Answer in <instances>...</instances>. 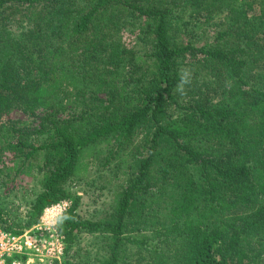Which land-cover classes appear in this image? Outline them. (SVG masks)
Here are the masks:
<instances>
[{
    "label": "trees",
    "instance_id": "trees-1",
    "mask_svg": "<svg viewBox=\"0 0 264 264\" xmlns=\"http://www.w3.org/2000/svg\"><path fill=\"white\" fill-rule=\"evenodd\" d=\"M213 15L211 41H184L185 17ZM138 21L142 55L122 38ZM12 110L44 112L32 129L0 121V179L40 175L24 228L67 199L65 245L101 235L100 264L129 243L149 264H264V0H0V118ZM95 166L127 184L83 220L65 187ZM6 222L0 207L21 232Z\"/></svg>",
    "mask_w": 264,
    "mask_h": 264
},
{
    "label": "rangeland",
    "instance_id": "rangeland-1",
    "mask_svg": "<svg viewBox=\"0 0 264 264\" xmlns=\"http://www.w3.org/2000/svg\"><path fill=\"white\" fill-rule=\"evenodd\" d=\"M19 15L15 12V18L10 23V29L17 35H21L26 26ZM185 21L187 33L184 36V41L191 42L196 46L208 43L214 37L215 32L222 29V25L218 26L221 23L220 15H213L212 21L208 23H205L203 16L190 18L187 16ZM145 26L139 21L134 24L127 23L122 33L126 46L139 55L148 52L149 48ZM188 72L187 69L185 75H190ZM43 115L44 112L41 110L35 111L33 115L12 110L9 114L2 116L0 121L7 125L13 122H26L27 127L32 129L39 124L40 117ZM4 162L7 163L5 159ZM126 180L127 176H121L119 180L108 183L107 172L101 171L96 166L91 167L85 177L65 187L79 196L74 213L83 220L95 221L100 219L109 211L114 194L125 188ZM39 182L40 175L36 169L30 176L18 175L15 177L11 173L9 176L0 179V207L4 213V218L7 220L4 227L9 226L13 231L27 229L24 228V223L27 221V204L33 201L41 191ZM72 236L73 238L65 245L67 249L65 258L55 264H100L106 258V240L101 235H90L84 231L74 230ZM145 236L149 237V234L145 233ZM147 243H153V240L148 239ZM148 259V253L141 250L140 246L137 247V244L129 243L119 264H149Z\"/></svg>",
    "mask_w": 264,
    "mask_h": 264
},
{
    "label": "built area",
    "instance_id": "built-area-1",
    "mask_svg": "<svg viewBox=\"0 0 264 264\" xmlns=\"http://www.w3.org/2000/svg\"><path fill=\"white\" fill-rule=\"evenodd\" d=\"M71 208L61 199L43 208L38 221L18 234L0 229V264H55L64 258L60 218Z\"/></svg>",
    "mask_w": 264,
    "mask_h": 264
}]
</instances>
